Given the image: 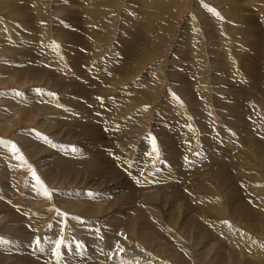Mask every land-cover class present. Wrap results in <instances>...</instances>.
<instances>
[{"label": "rangeland", "instance_id": "rangeland-1", "mask_svg": "<svg viewBox=\"0 0 264 264\" xmlns=\"http://www.w3.org/2000/svg\"><path fill=\"white\" fill-rule=\"evenodd\" d=\"M33 1H34V3H32ZM63 1L62 0H32V2H31V0L30 1L26 0V4H25V0H19V3L24 2L23 4L22 3L21 4L25 5V6H23L25 8L24 10L29 14L28 20L26 21L21 16L15 15V13H14L15 8L12 5L13 4L12 2H15V0H0V50H1L0 51V63L5 60V58H3V57L6 56V55L4 56L5 52L3 50H5V48H9L8 46L7 47H4V46H6V45L10 46L11 43L12 44L15 43L17 45L18 39L20 40V37L17 38V35H24L27 38H28V36H31L29 38V39H31L30 42L35 43V45L32 48H36L37 50H36V52L35 51L33 52L34 54L31 52H27L28 54H25V52H24V54H25L24 55L22 53V51H20L18 49L20 47V44H19L16 49H18L17 50L18 54L19 53H21V54H19L18 56L17 55L15 56V54H13L14 56L12 55V57H11V60L13 59L12 61L19 60L20 59L19 57L28 56V61H27L28 63L25 62L26 65H28L29 63L31 64L33 62L35 64H37V61L38 62L44 61V60L40 59L41 56L44 54V52H46V54L50 57V54L48 52L53 51L54 53H56L58 55V58H55V57L51 58L54 60V63H55V61H58V59H59L61 49L64 52H66V55L67 56L69 55L70 57L68 56L67 61H65V60H63V61L65 63V66H67V71L70 70L69 73H67V71H65V72L62 70L60 71L61 67H60V69H57L56 67H54V68L49 69L52 73V76H54V75L56 77L62 76L63 79H68V77H73L74 79L78 78L79 80H80V78L83 77L85 79L83 81L87 80V82H82L83 83V84H81L82 90H77V87L75 86L77 83L73 84L71 82V85H70L71 90H69V88H67V90H64V91H66V92L68 91L67 93L70 94L71 96L82 94V95H85L88 97L87 100L90 99L88 102V105L87 106H86V104L82 105L81 106L82 108L79 106V104H78V106L74 105L78 109L77 112H86L85 113L86 114L85 119L82 117V119H83L82 123L87 124L88 128L84 129L85 128L84 125H77L73 129L75 131L72 130L70 135L71 136L73 135L74 137H76L77 135H83V134L87 133V134H90L91 136H94L96 133L97 134L100 133L101 136L97 137V140H99V142L101 143V146L103 145L102 147L106 146L105 147L106 149L103 148L104 150L101 147L100 148L97 147L98 150H103V152H105V153L107 152L106 158L102 157L104 155H99L98 153H95V152H94V154H89V155H93V156H90V159L85 160L84 162H82V161L79 162V160L73 159V158H72L73 160H71V161L64 159V158H62V159H64V161L62 159L60 160L61 157H59V158L54 157L55 159L50 158L48 161H51L52 163L53 162L54 163H53V165L46 163V168L48 169L47 170L48 174L46 173V170H44L45 172L43 171V175L45 176L47 174L46 177H48V175H49L48 181L49 180L50 181L44 182V189H47V186H49L51 188H56L54 190L51 189V191L54 193V195H56V196H54L55 199L60 200V201H65V199H63V200L60 199L61 196L67 197L66 200L72 199L71 197L76 196V195H77V197H79V195L80 196L81 195L82 196H88L87 191L91 195V196H88V198H90L91 201H97L98 197H102L104 195H102L103 192L99 193V191H97L98 193L94 194V191L89 190L90 188L93 189V182L90 179L86 180V178H84L83 184L85 185V187L83 185H80L77 189L74 187H69V184L67 183L68 180L61 181L58 179L57 175L54 176V174H55L54 169H56L57 165L60 166L59 164L64 163V164H69L68 166H70V164L73 163V164H77V165H83V164L86 165L87 164L86 166H88V165L93 166V163H90V162L96 161V166H99L103 169L106 168L105 170H109L107 173L101 171L104 174L103 179L107 183L112 184V186L114 187L112 189H111L112 186L108 187V188L105 187L107 189L106 191L111 192L107 195H110V194L111 195L108 196V198L105 201H99V204L103 205L104 207H107L108 206L107 204L112 203V202H118L117 204L124 203V202L119 203V199L121 201L122 199L128 198V194H130L135 199L133 198V201H131V203L125 204L123 206V208L125 206L131 205L134 202V204H136V203L140 204V205H138V207H142V206L164 207V209H161V213L165 214L168 211V213L170 215V213H174V211L172 209L174 208L173 205L175 204L176 205L175 210H177L179 208H180V210H182L178 214L180 216L184 212L183 209H185V207L189 206L187 209V212H188V214H191V216H189V218H188V224L190 225V232L192 234L194 233V235H196L197 231H201V236L199 238L198 237L195 238L194 236H192L191 244H187L188 249H191V250L195 249L194 250L195 253L201 252L200 250L206 251V253L203 254V259L199 260V258L196 257L194 260L191 261V264H224V263L225 264H244V263H246V264H264V256L262 255L264 253V249H262V248H264V225H263V223H264V214H263L264 213V207L263 206L264 205L263 206L259 205L264 200V195H263L264 194V187H262L264 185V161H263L264 160V153L262 154V152H264V143H263L264 142V140H263V138H264V136H263L264 135V124H263L264 123V117H263L264 116V109L260 108V106L264 108V104H263L264 103V90H262L263 88L260 87V86H262V85H260V81L264 78V73L261 72V71H264V28H263L264 27V3H263L264 0H228L226 2L224 0V3H222L223 2L222 0H199L200 2H198V0H175V2H173V0H170V2H172V3H169V4H171V5H168L169 0H157V1L156 0H147V1H145V0H141V1L140 0H138V1L137 0H87L89 4L88 3L86 4L85 0H63ZM82 1L85 2L86 5H84ZM160 1H163V2L165 1V4L161 3ZM219 1H221V2H219ZM80 2H82V3H80ZM140 2H142V3H140ZM150 2L151 3L153 2L154 4L153 3L151 4ZM227 2H229V3H227ZM90 3H93V4L90 5ZM30 4H32V5H30ZM58 5H60V6L58 7ZM92 5L93 6L95 5V6L92 7ZM148 5H149V7H148ZM165 5L168 6V7L166 6L168 8V11L166 12V14H164V16H161L167 10V8H165ZM256 5H258V6H256ZM230 6H232V7H230ZM8 8H9V10H8ZM154 8H155V10H154ZM33 9L35 11H33ZM72 9H73V11H71ZM90 9L92 10L91 12H89ZM161 9H162V11L163 10H165V11L162 12ZM9 11H11V12H9ZM153 11H155V12H153ZM158 11L162 12L160 16H159L160 12H158ZM198 11H200V12H198ZM228 12L231 14H229ZM155 13H157V14L154 15ZM173 13H175V14H173ZM142 14H144V15H142ZM235 14H237V15L235 16ZM197 15L199 16V18ZM202 15H203V17H202ZM200 17L203 18L204 20L201 19ZM234 17H237V18L234 19ZM138 18L140 20H138ZM141 18L142 19L144 18V19L142 20ZM153 18H155V19H153ZM188 19H190V20H188ZM134 20H135V22H134ZM201 20H203L202 21L203 23L201 22ZM215 20H216V22H215ZM84 21L87 23H85ZM145 21H147V22H145ZM96 22H98V23H96ZM148 23L150 26L148 25ZM158 23L161 25H159ZM249 23H251V24H249ZM82 24H84V25H82ZM100 24L104 25V27L100 26ZM153 24L155 25V27ZM188 24H191L192 26L188 25ZM125 25H127V26H125ZM206 25L215 26L216 31L208 29L206 27ZM232 25H233V27H232ZM242 25H245V26H242ZM102 27H103V29H101ZM189 27H191V28H189ZM192 27H194V29ZM139 28H141V30L143 29L144 31L143 30L140 31ZM145 28H146V30H145ZM150 28H151V30H149ZM163 28H164V30H162ZM38 29H39V31H38ZM93 30H94V32H93ZM90 31H91V33L93 32L92 33L93 37L89 36V34H91ZM208 31L213 32V33H208ZM141 32H142V34H141ZM164 33H166V34H164ZM207 33L210 35H208ZM241 33H242V36H241ZM31 34H33V36ZM187 34L190 35L189 39H191V40H189V41H191L192 46H194V47H192L195 50V51L193 50V52H195L194 55H193V53L192 54H188V53L184 54L183 53V51L186 50V43L187 42L185 41V39H186ZM236 34H239V35H236ZM1 35L3 36V38L1 37ZM102 35H103V37H102ZM184 35H186V36L184 37ZM36 36L38 38H36ZM99 36H100V38H98ZM83 37L84 38L88 37V38H86L84 41ZM101 37L104 40H102ZM144 38L146 40L142 41ZM211 38H213V39H211ZM34 39H36V40H34ZM128 39H130V40H128ZM248 39H251V40L248 41ZM253 39H255V40H253ZM98 40H99V42H98ZM88 41H89V44H88ZM141 42L142 43L145 42V43H143L144 46L142 45ZM195 42H196V44H195ZM212 42H214V43H212ZM5 43H6V45H5ZM139 43L141 46L139 45ZM86 44L89 46V48ZM122 44H123V46H121ZM176 44H178V45H176ZM181 44H182V47H181ZM2 45H3V47H2ZM53 45H55L56 47H54ZM145 45L147 47L150 46V48L149 47L147 48ZM45 46L47 47L46 49H44ZM64 46H65V48H64ZM97 46H99V48ZM101 46H102V48H101ZM115 47H116V49H115ZM132 47L135 48V50L133 52V53H135L134 55L130 54L131 50L133 49ZM151 47L153 49H151ZM20 48H24V47H20ZM39 50H41V51H39ZM42 50H43V52H42ZM146 50H148V51H146ZM69 51H72V53L67 54V52H69ZM142 51H145V52H142ZM149 51H151V52H149ZM175 51H177V52H175ZM222 51L226 52V54L224 53L226 56L223 55ZM125 52H126V56H124ZM39 53H41L40 57H39ZM142 53H143V55H141ZM145 53L147 54V56ZM213 54H217L216 55L217 57L214 56ZM188 55L189 56L192 55L191 56L192 60H188V58H189ZM74 56H75V58H74ZM90 56L93 58H91ZM145 56L147 59L145 58ZM174 56H176V57H174ZM95 57H99V58H95ZM171 57H172V59L174 58L173 63L171 62L172 59L171 60L169 59ZM184 57H186V58H184ZM191 58H189V59H191ZM36 59H38V60L36 61ZM249 60L251 62H249ZM114 61H116V62H114ZM243 61L244 62L248 61V63H244ZM111 62L113 64H111ZM135 62H137V63H135ZM191 62H192V64H191ZM40 63H42V62H40ZM43 63H46V62H43ZM74 63H75V65H74ZM69 64H71V65H69ZM119 64L121 65V68H119L120 67ZM114 66H115V68H114ZM128 66H130V67H128ZM132 66H134V68L136 67L135 70ZM177 66H179L178 69H180V70L176 69ZM202 66H203V68H202ZM230 67H232V68H230ZM233 67L236 70L233 69ZM106 68H108L107 71H106ZM117 68H119V70ZM153 68L155 69V71L153 70ZM181 68L187 69L188 74L192 72L191 77H188V75H186V77L185 76L181 77V74H182ZM251 68H252V71H251ZM218 69L220 70V72ZM88 70H93L94 72L88 71ZM103 70L106 73L105 79L102 80L101 84L93 85L92 89L91 88L89 89L87 86H89V84L92 80V77L97 76L98 73L100 71H103ZM110 70H112V71H110ZM169 70H171L170 74H168ZM221 70L223 71V73ZM231 70L233 72H230ZM258 70H260V71H258ZM199 71H200V73H199ZM234 71H235V73L237 72L239 74L236 73L238 75V76H236V78L234 77V75L232 76L233 78L231 77V83H230L231 86H229L230 89H229V87H225V89H224L225 85H222L223 86L222 87L216 80H213L214 79L213 76L217 73H219L223 76V74H226V73H227V75H228V73L230 75V73H234ZM121 72H122V74H121ZM173 72H174V78H172V79L167 78L168 77L167 75L173 76ZM112 73H113V75H112ZM116 73H117V75H115ZM152 73H153V75H152ZM162 73H164L165 76ZM65 74H66V76H65ZM108 74H110L111 76H109ZM178 74H179V76H178ZM194 75L196 77H198L197 83H196V79L194 78ZM229 75H228V77H229ZM192 77H193L194 81H193ZM106 78H109V79L107 80ZM110 78H112V80ZM165 78H166V80H165ZM249 78H251L254 82L251 83V80ZM253 78H255V79H253ZM158 79H159V82H158ZM189 79H191L192 81ZM200 79L202 80L201 82H200ZM204 79H206V80L204 81ZM113 81H115L116 83L114 82L115 84H113ZM48 82L51 84L48 87L49 88L48 90L50 91V95L52 93H54L53 94V96H54L56 93L58 95V98L63 97L65 95L67 96L66 92H64V95H63V92L61 93L60 91H57L54 89V88H58V87L56 86V84H53V81L49 80ZM62 82H60V83L62 84ZM66 82H68L67 85H69L70 81L66 80ZM191 82H192V84H191ZM193 82H195V83H193ZM245 82H247L248 84ZM45 83H43V81H41V84H42L41 89H45V87H44V86H46ZM182 83H184V84H182ZM201 83H203V84H201ZM253 83H255V84H253ZM170 84L172 85V87ZM188 84H191V85L188 86ZM205 84H206V86H205ZM242 84H244L245 86ZM129 85H131V86H129ZM18 86L19 85L17 83V80L12 79V80H10V83L8 85H5V87L0 84V91L16 90L17 88H19ZM35 87H36V84H29L28 83V84L24 85L21 89L28 91L29 89H33ZM102 87L107 88V89L103 91ZM200 87H202V88H200ZM122 88H123V90H121ZM130 88H134V89H130ZM120 90H121V92H120ZM146 90H148V91L150 90L149 91L150 93ZM192 90L193 91L195 90L197 93L195 91L193 92ZM199 90H200V93L202 94L201 96L199 94ZM205 90H206V92H205ZM243 90H244V92H243ZM116 91H117V99H123L124 100L123 106L119 112L120 119H124L127 121L126 118L128 115L131 114L134 116V117L130 118L128 121L130 125L126 124L127 123L126 122L123 126L125 127V129H128V130L130 127L131 130H133V132H135L137 135V141L135 142V144L134 143L132 144L135 146L134 148L129 146V143L127 142L126 136L124 135L125 138L123 140H121L122 144L124 145V148H123L124 155L123 156H127V155L131 156L132 155L131 157H133L135 159V163L140 164L142 167L139 171H137V169H136V171L130 170L131 165H126L125 163H123V164L128 169L121 166V164H120L121 160H119L116 157V154H114L115 148L117 146L116 141L107 134L104 127L99 125V127L97 129V127L95 125L97 122L98 116H100L99 114H97L100 111L99 109H102V108L104 109L106 107L104 110H110V104L112 101V96H113V94H116ZM133 91H135V92H133ZM142 91H143V93H142ZM151 91H152V93H151ZM155 91L157 92L158 95L156 94ZM223 91H224V93H223ZM18 92L24 93V91H21V90ZM123 93H125V94H123ZM179 93H180V95H179ZM218 93L221 96H219ZM198 94H199V96H198ZM95 95H97V96H95ZM215 95H218V96L215 97ZM90 96H91V98H90ZM100 96H103L102 102H101V100H99ZM173 96H174V98H172ZM96 97H98V98H96ZM106 97L109 99H107ZM224 97L228 98V99H225ZM171 98H172V100H171ZM210 98L213 100L211 101ZM261 99H262V101H261ZM106 100H107V102H106ZM173 100L178 102V103L180 102L181 105H180V103L176 104V102L172 103ZM235 100H237V101H235ZM244 100H245V103H244ZM133 101H134V103H133ZM206 101L208 102V104ZM217 101H218V103H216ZM251 101H252V104H251ZM92 102H94V103H92ZM120 102H121V100H120ZM187 102H189L191 104H189ZM212 103H214V104H212ZM258 103H260L261 105H259ZM104 104H105V106H104ZM233 104H235L237 107L233 106ZM49 105L53 107L52 103H49ZM188 105L191 107H188ZM204 106H206V107H204ZM242 106H244L246 109L242 108ZM181 108H184L183 109L184 111L187 110L186 113L189 112L188 114H184L182 116V120L180 118V120L182 122H180V120L178 119V117L180 115L179 112L180 113L184 112V111L183 112L181 111L182 110ZM251 108H253V110ZM174 109H175L176 113L174 112ZM239 109H241V110H239ZM247 109H251L252 111L247 110ZM254 109H257V111ZM89 111H90V113H89ZM224 111H225V113H224ZM93 112H95L94 113L95 115L93 114ZM201 112L202 113L204 112V114H202ZM137 113H138V115H137ZM170 113L171 114L173 113V115H170ZM261 113H263V114H261ZM37 114H38V116H37L36 120L32 119L30 122L26 121L25 118H23V116H22V119H21V117L16 118L15 119L16 122L13 121L14 125H13L12 129L10 130L9 134L8 133L6 134V132L0 130V135H2L3 137H6V138H10L11 140H14V141H16V143H18L19 141L16 139V133L17 132L24 131L25 129H26L25 132L27 130H28L27 132L41 131L43 126L40 127L39 124L40 123L43 124V122L49 123L52 120H50L48 116L45 119V115L41 112H38ZM206 114H208V115H206ZM193 115H195V116L197 115V116L195 117ZM87 116H89V117H87ZM208 116L210 118H207ZM224 116H226V117H224ZM257 117L260 118V120H258ZM88 118H90V119H88ZM92 118L93 119L95 118V119L93 120ZM205 118H206V120H205ZM207 119L213 123L212 124L210 122L208 123ZM138 121L141 122V124L137 123ZM260 121H261V123H260ZM13 123H11V125ZM37 123H38V125H37ZM213 124H216V125L213 126ZM36 125L39 128H37ZM89 125H90V127H89ZM261 125H263V126H261ZM188 127H189V129H188ZM249 127H251V128H249ZM146 128H148V129H146ZM65 129H66V127H65ZM90 129H92V130H90ZM77 130H79V131H77ZM184 130H185V132H184ZM215 130H217V131H215ZM233 131H234V133H232ZM186 132H187V135L185 134ZM216 132H218V133H216ZM124 133H125V131H124ZM227 133H228L229 137L231 136L230 137L231 145L229 147H224V144L222 142V134L224 136V134H227ZM233 134H234V137H233ZM243 134H244V136H243ZM183 135H185V136H183ZM246 135H248V136H246ZM181 136L183 139H181ZM177 137H178V140H177ZM48 139L51 140V142L54 140L53 138H50V136H48ZM93 139L94 138H86L87 141L86 140L85 141L87 143H90L91 145H93V143H94V145H97V143L95 142V140L93 141ZM60 140L61 139L58 138V139H56V142L57 141L59 142ZM179 140H181V141L179 142ZM174 141H175V143H174ZM189 144H191V145H189ZM250 145H251V147H250ZM260 145H263V146H260ZM128 146H129V148H127ZM107 148H108V151H107ZM21 149L23 150V148H21ZM245 149H246V151H245ZM250 149H251V151H250ZM216 150H217V152H216ZM253 150H255V151H253ZM81 151H84V147L78 146V155H80ZM184 151H185V153H184ZM210 151L214 155H212L210 153ZM235 152H237V153H235ZM26 153L28 154V152H26ZM227 153H229V154H227ZM82 154H84V152H82ZM125 154H127V155H125ZM240 154H241V156H240ZM199 156H200V158H199ZM212 156L214 157V159H212L213 158ZM189 159H191L190 165H189V162L187 163V161H189ZM195 160H197L198 164L196 163ZM203 160H204V162H203ZM229 160H232V162ZM60 161H62V162H60ZM241 161H242V163H241ZM193 162H194V164H193ZM250 162H252L251 163L252 165L249 164ZM109 163H111V164H109ZM185 163L188 165H186ZM205 163H207V165ZM38 165H40V163H38ZM244 165H245V167H244ZM54 166H55V168H54ZM217 166H218V168H217ZM254 166H256V167H254ZM51 167L54 169H52ZM31 168H32V166L29 167V171L32 170ZM176 168H177V170H176ZM213 168H214V171H213ZM255 168H257V169H255ZM260 168L263 170H261ZM60 169H64V167H61ZM146 169L150 172L149 177H150V179L153 180V182H154L153 184H155L152 186L153 188L152 187L146 188L147 185L145 186V184H143L144 182L137 183L138 182L137 175L138 176L140 174L143 175L144 173L147 172ZM171 169H173V170H171ZM194 170H196V171H194ZM250 170H252V172ZM257 171H258V173H257ZM131 172H133V173H131ZM162 172H163V174H162ZM211 172H214L215 175L213 174V176H212ZM245 172H247V173H245ZM52 173H53V175H52ZM217 173H218V175H217ZM236 174H238V176ZM166 175H168V176H166ZM234 176H235V178H234ZM144 177H145V174H144ZM212 177H215V178H212ZM221 177L225 181H223V179H221ZM236 178H237V180H236ZM133 179H135V180H133ZM26 180H27V178H26ZM26 180H25V182H26ZM52 180H53V184H52ZM85 180H86V182H85ZM129 180H130V182H129ZM215 180L217 181V183ZM200 181H201V183H200ZM241 181H242V183H241ZM124 182H126V183H124ZM205 182H207V183H205ZM48 183H50L52 186ZM56 183H58V184H56ZM247 183H249L250 186H248ZM199 184H201V185H199ZM217 184H219L220 187ZM221 184H223V185H221ZM143 185H144V187H143ZM253 185H255V186L258 185L259 188H257L258 186H256V188H255V186H253ZM228 186L229 187L231 186V187L229 188ZM222 187H223V189H222ZM260 187H261V189H260ZM183 188H187L188 190L183 189ZM253 188H254V190H253ZM167 190H169V191H167ZM260 190H262V191L260 192ZM44 191H46V190H44ZM69 191H74V193L73 192L69 193ZM220 191L221 192L223 191V192L221 193ZM243 191H245L247 194L245 192H244L245 193L244 194ZM19 192L25 193L24 197H26V194H27L26 187H24V189L20 188ZM151 192H153V193H151ZM216 192H218V193H216ZM254 192H255V194H254ZM123 193H126V194H123ZM188 193H191V197H189ZM226 193H227V195H226ZM103 194H105V193H103ZM118 194L120 195V197ZM169 194H170V196H168ZM250 194L252 196H249ZM231 195H233V196H231ZM239 195H240V197H239ZM260 195H261V197H260ZM68 196H69V198H68ZM162 197H163V199H162ZM256 197H257V199H255ZM155 199H158V200L154 201ZM188 199L192 200V201H189ZM258 201H260V202L258 203ZM166 202H169L170 204L166 203ZM189 202H191V203H189ZM197 202H198L199 206H197ZM200 202H201V204H200ZM248 202H250V203L248 204ZM103 203H105V204H103ZM256 203L258 204L259 207L257 206ZM134 204H132V206H134ZM225 204H227V205L225 206ZM200 205H202L201 208H200ZM136 206L137 205H135V207ZM255 206H256V208H254ZM165 207H167L169 209H167V211H166ZM237 207H238V209H237ZM126 208L128 209L130 207H126ZM126 208H124V210H121V208H120V209H118L119 211L117 209H115L117 211V212H115V215H119V217L122 218L123 217L122 214L124 215L127 212ZM218 209L221 211L219 212ZM261 209L263 212H261ZM196 210H197V214H195ZM57 211L58 212L54 213V216L49 215L47 217V219L45 220L46 223L44 222L43 224H41V227L43 226L44 231L48 230V232L49 231L52 232V233H49V235H48V233L41 231V229L37 233L33 232L34 228L32 226L29 227V225H31V221L28 222V220H25V222H23V224H24V226H27V227H25V229L27 228L26 230H27L28 234L30 235L29 236L27 234V236H25L27 238V242H31V240L33 239V238H31L32 235L34 236L35 242L30 245L29 249H21L20 251H18L17 248L15 251V249L13 247H11V250H8L4 247H0V263L2 262L1 264H3V263L7 264L9 261V263L11 264L12 262H17V261L19 262L20 260H24V261L26 260L25 262H27L29 264H36L38 262H39L38 264H51V262L60 261L59 257L61 258V254H63V253L65 255L64 264H88V263L89 264H117L116 261H120L119 259H123V258L127 259V258L131 257L132 255H139L138 257L135 256L136 258L134 257L135 258L134 261L136 262V260H137V264L138 263L144 264V262H149V261H150V264H152V263L153 264H161V262H163V261H165V262H163L162 264H175L176 261L178 260V257L175 256L174 254L169 255L168 253H166V250L163 248L165 246L161 245L158 242V239L156 240L155 238H151L150 241L148 240V242H146L142 238L146 234H142V232L140 231V228L137 231L135 230L134 234H136V235L134 236V238H132V241H130L128 235L133 234V232L131 231L128 234L125 231L124 222H121V224L119 223V226L117 225L113 228H110V226L112 224V220L109 217H105V218L98 217L97 218V216L91 217L88 213H82V214H80V216L77 215L78 217H75L73 219H69V217H67V216L71 215L70 213L68 214L67 212H62L61 210H59V206L57 207ZM198 211L203 213V214H201L202 218L200 217V215H198ZM222 211H223V213H222ZM229 211H230V213H229ZM238 211H240V212H238ZM59 212L62 213V216L56 217L57 213H59ZM123 212H125V213H123ZM189 212H191V213H189ZM260 212L263 214V216L260 215L261 214ZM168 213H167V215H168ZM219 213H220V215H219ZM241 213H243V214H241ZM32 214L28 213V215H32ZM188 214H186V217L188 216ZM215 214H216V216H215ZM229 214H231V215H229ZM236 214L240 215L241 218L238 215H237L238 216L237 217ZM129 215L133 216L134 211H130ZM160 215L161 214L157 215L158 218L160 217ZM167 215H166L167 218L164 217V221H166L165 223L169 225L170 224V218L168 217L169 215L168 216ZM210 215H213L214 217H211ZM82 216H84V217H82ZM245 216H247V218ZM250 216H254V218L251 217L252 218L251 219ZM65 217L68 219H65ZM89 217H91V218H89ZM249 218H250V220H249ZM76 219H78L79 222ZM129 219L130 218H128V221H129ZM202 219L204 220V223L206 222L205 227L207 228V229L204 228L203 232H202V229H203ZM257 219H260V220H257ZM56 220H58V221H56ZM244 220H246V221H244ZM251 220L253 222L255 221L254 222L255 224ZM74 221H76V222H74ZM105 221H108V222H105ZM195 221L197 222V224ZM217 221H218V223L219 222L221 224L223 223V227L225 226L224 228L226 230L228 229V231H229L231 229L230 232L232 234L234 233L233 235L236 234L235 236L238 237L240 240L237 239V242H233V244H232V241H231L232 239L229 236H225L226 234L223 231H221L217 228L216 229L221 231V232L216 231L215 226H213L212 223L215 224V222H217ZM247 221L249 222L248 224H247ZM257 221H258V223H257ZM47 222H48V224H47ZM72 222H74V223H72ZM259 223H261V225ZM19 224H20V222H18V220H15V222L13 221V222L7 224L6 228L9 232L8 233L0 232V240L5 239V237L8 236L13 230H16V228L19 227ZM209 224H211V225H209ZM224 224H227V225H224ZM256 224H258V225H256ZM85 225H87V226L85 227ZM88 225H90L91 231H93L92 229H94V227L96 228V225H97V228L95 229V231L97 230L98 232L96 235H94V236L92 235V238L90 235H88L87 231H85L88 229L87 228ZM248 225H249V227H248ZM254 225H256V226H254ZM100 226H102V227H100ZM208 227L210 228L209 230H208ZM177 228H179V229H177L178 235L179 234L181 235V233L183 232L182 234H186L188 237H190V232H188L187 230L182 229V228L180 229V227H178V225H177ZM57 229H58V232H57ZM254 229L256 230V232ZM257 231H259V232H257ZM85 232H86V236L84 235ZM42 235H43V237H40ZM52 236H55L54 239ZM221 236L224 240L221 238ZM223 236H225V237H223ZM28 237H29V239H28ZM160 237L161 236H159L158 238H160ZM48 238H49V240H48ZM42 239H46L45 246L43 244L42 248H41V251H44V253H46L45 252L46 249H48L50 246H52V244H55V245H53L54 249L52 248L53 252L51 255H50V253H46L43 255V253L39 252L40 240H42ZM136 239L139 242L135 241ZM163 239H165V237ZM55 240H57L56 243H55ZM98 240L100 242L109 243V250L111 249L109 253H106L105 255H103L104 252L103 253L100 252L99 247L97 246L99 243ZM159 240L162 241V239H159ZM256 240H257V242H256ZM238 241L240 243L242 241L243 242H242V244H240ZM245 242L246 243L249 242V244L248 243L246 244ZM238 243H239V245H238ZM168 244H170L169 246L171 247V241L168 238H166V245H168ZM25 245H29V244H25ZM256 245L257 246L259 245V246L257 247ZM173 246H175L177 250H180L183 253L184 249L181 247L180 244H177V241H175L173 243ZM238 246L239 247L241 246L242 248L240 247V249H239ZM243 246H245V247H243ZM254 246L258 249L256 250V248ZM197 247L199 248L198 251H197V249H198ZM236 248H238L239 250ZM12 249H14L13 250L14 252L12 251ZM241 249H242V251H241ZM149 250H150V252H149ZM234 250H236V252ZM255 250H256V252H255ZM123 252H124V254H123ZM154 254H155V257H154ZM230 254H234V255L236 254V255L231 257ZM17 256H19L20 258ZM173 256H175L176 258L174 259ZM145 257L147 260L145 259ZM114 258L115 259L119 258V259L115 260ZM252 258H253V260H252ZM215 259H217V260H215ZM229 260H231V261H229ZM240 260L242 262H240ZM173 261H175V262H173ZM166 262H168V263H166Z\"/></svg>", "mask_w": 264, "mask_h": 264}, {"label": "bare ground", "instance_id": "bare-ground-1", "mask_svg": "<svg viewBox=\"0 0 264 264\" xmlns=\"http://www.w3.org/2000/svg\"><path fill=\"white\" fill-rule=\"evenodd\" d=\"M27 1H30V0H27ZM63 1V0H62ZM138 1V0H137ZM141 1V0H140ZM145 1H147V0H145ZM157 1V0H156ZM223 2L222 3H224V0H222ZM226 1H228V0H225V2ZM6 2V1H5ZM31 2H32V0H31ZM60 2V1H59ZM64 2V1H63ZM83 2V1H82ZM82 2H80V3H82ZM85 2H86V4L88 3V1L87 0H85ZM85 2H83V4L84 5H86L85 4ZM161 3H164L165 4V1L163 2V1H160ZM173 2H175V0H173ZM198 2H200L199 0H198ZM219 2H221V1H219ZM262 2V1H261ZM13 4V7L15 8V11H14V13H15V15H19V16H21L24 20H28V16H29V14L24 10L25 8L23 7V6H25V5H22L21 3H19V0H15V2H12ZM32 3H34V1L32 2ZM62 3V2H61ZM113 3V2H112ZM140 3H142V2H140ZM145 3V2H144ZM151 3V2H150ZM153 3V2H152ZM151 3V4H152ZM169 3H172V2H170V0H169V2H168V5H171V4H169ZM227 3H229V2H227ZM264 3V2H263ZM25 4H26V0H25ZM58 4V3H57ZM89 4V3H88ZM91 4H93V3H90V5ZM95 4V3H94ZM154 4V3H153ZM167 4V3H166ZM202 4V3H201ZM29 5V4H28ZM30 5H32V4H30ZM34 5V4H33ZM96 5V4H95ZM94 5V6H95ZM60 5H58V7H59ZM63 6V5H62ZM61 6V7H62ZM93 5H92V7H94ZM167 5H165V8H167L166 7ZM229 6V5H228ZM256 6H258V5H256ZM32 7V6H31ZM65 7V6H64ZM80 7V6H79ZM138 7V6H137ZM148 7H149V5H148ZM152 7V6H151ZM154 7V6H153ZM230 7H232V6H230ZM13 8V9H14ZM69 8V7H68ZM71 8V7H70ZM164 8V9H165ZM35 9V8H34ZM33 9V11H35ZM40 9V8H39ZM85 9V8H84ZM88 9V8H87ZM94 9V8H93ZM226 9V8H225ZM8 10H9V8H8ZM29 10V9H28ZM59 10V9H58ZM82 10V9H81ZM144 10V9H143ZM154 10H155V8H154ZM166 10V9H165ZM165 10H163V11H165ZM172 10V9H171ZM235 10V9H234ZM237 10V9H236ZM71 11H73V9L71 10ZM75 11V10H74ZM89 11V10H88ZM92 10L90 9V11L89 12H91ZM161 11H162V9H161ZM161 11H158V12H160L159 13V16L161 15V13L163 12H161ZM168 11V8H167V10L165 11V13H163V15H161V16H164V14H166V12ZM215 11V10H214ZM224 11V10H223ZM9 12H11V11H9ZM30 12V11H29ZM40 12V11H39ZM58 12V11H57ZM136 12V11H135ZM143 12V11H142ZM146 12V11H145ZM153 12H155V11H153ZM157 12V11H156ZM170 12V11H169ZM193 12V11H192ZM197 12V11H196ZM198 12H200V11H198ZM226 12V11H225ZM139 13V12H138ZM141 13V12H140ZM229 13V12H228ZM13 14V13H12ZM157 13H155L154 15H156ZM173 14H175V13H173ZM224 14V13H223ZM226 14V13H225ZM229 14H231V13H229ZM139 15V14H138ZM142 15H144V14H142ZM196 15V14H195ZM227 15V14H226ZM237 14H235V16H236ZM31 16V15H30ZM147 16V15H146ZM198 16V15H197ZM234 16V15H233ZM232 16V17H233ZM32 17V16H31ZM132 17V16H131ZM142 17V16H141ZM202 17H203V15H202ZM67 18V17H66ZM150 18V17H149ZM198 18H199V16H198ZM201 18V17H200ZM208 18V17H207ZM235 18H237V17H234V19ZM142 19V18H141ZM144 19V18H143ZM142 19V20H143ZM147 19V18H146ZM153 19H155V18H153ZM160 19V18H159ZM170 19V18H169ZM201 19H203V18H201ZM262 19V18H261ZM83 20V19H82ZM136 20V19H135ZM135 20H134V22H135ZM138 20H140L139 18H138ZM188 20H190V19H188ZM204 20V19H203ZM203 20H201V22L203 21ZM207 20V19H206ZM237 20V19H236ZM258 20V19H257ZM30 21V20H29ZM101 21V20H100ZM150 21V20H149ZM148 21V22H149ZM162 21V20H161ZM32 22V21H31ZM85 22V21H84ZM143 22V21H142ZM145 22H147V21H145ZM155 22V21H154ZM214 22V21H213ZM215 22H216V20H215ZM240 22V21H239ZM242 22V21H241ZM85 23H87V22H85ZM84 23V24H85ZM96 23H98V22H96ZM107 23V22H106ZM160 23V22H159ZM158 23V24H159ZM203 23V22H202ZM219 23V22H218ZM84 24H82V25H84ZM104 24V23H103ZM131 24V23H130ZM152 24V23H151ZM157 24V23H156ZM206 24V23H205ZM249 24H251V23H249ZM97 25V24H96ZM105 25V24H104ZM104 25H101L100 24V26H103L104 27ZM148 25H149V23H148ZM147 25V26H148ZM154 25V24H153ZM152 25V26H153ZM159 25H161V24H159ZM188 25H191V24H188ZM187 25V26H188ZM211 25V24H210ZM234 25V24H233ZM233 25H232V27H233ZM25 26V25H24ZM125 26H127V25H125ZM138 26V25H137ZM140 26V25H139ZM150 26V25H149ZM148 26V27H149ZM192 26V25H191ZM239 26V25H238ZM242 26H245V25H242ZM17 27V26H16ZM103 27L101 28V29H103ZM142 27V26H141ZM154 27H155V25H154ZM162 27V26H161ZM203 27V26H202ZM206 27L208 28V29H210V30H214V31H216V29H215V26H208V25H206ZM235 27V26H234ZM99 28V27H98ZM123 28V27H122ZM157 28V27H156ZM189 28H191V27H189ZM193 29H194V27H192ZM217 28V27H216ZM264 28V27H263ZM70 29V28H69ZM100 29V28H99ZM124 29V28H123ZM132 29V28H131ZM130 29V30H131ZM140 29V31H142L141 30V28H139ZM158 29V28H157ZM192 29V30H193ZM241 29V28H240ZM2 30V29H1ZM37 30V29H36ZM107 30V29H106ZM145 30H146V28H145ZM149 30H151V28L149 29ZM162 30H164V28L162 29ZM5 31V30H4ZM28 31V30H27ZM38 31H39V29H38ZM75 31V30H74ZM132 31V30H131ZM134 31V30H133ZM144 31V30H143ZM154 31V30H153ZM152 31V32H153ZM219 31V30H218ZM232 31V30H231ZM3 32V31H2ZM29 32V31H28ZM37 32V31H36ZM93 32H94V30H93ZM92 32V33H93ZM151 32V33H152ZM195 32V31H194ZM200 32V31H199ZM260 32V31H259ZM90 33H91V31H90ZM92 33L91 34H89V36H92ZM144 33V32H143ZM146 33V32H145ZM150 33V32H149ZM167 33V32H166ZM166 33H164V34H166ZM208 33H213V32H209L208 31ZM207 33V34H208ZM233 33V32H232ZM243 33V32H242ZM242 33H241V36H242ZM23 34V33H22ZM35 34V33H34ZM38 34V33H37ZM121 34V33H120ZM141 34H142V32H141ZM148 34V33H147ZM154 34V33H153ZM163 34V33H162ZM245 34V33H244ZM32 36H33V34H31ZM36 35V34H35ZM123 35V34H122ZM201 35V34H200ZM208 35H210V34H208ZM236 35H239V34H236ZM5 36V35H4ZM73 36V35H72ZM106 36V35H105ZM108 36V35H107ZM146 36V35H145ZM148 36V35H147ZM186 35H184V37H185ZM189 34H187V36H186V39H185V41L187 42L186 43V50L185 51H183V53L184 54H186V53H188V54H192L193 53V55L195 54V52H193V48L192 47H194V46H192V42L191 41H189V40H191V39H189ZM240 36V37H241ZM1 37L3 38V36L1 35ZM18 37H20V40L18 39V41H17V45L14 43V44H10V46L9 45H6V43H5V45L6 46H4V47H9V48H5V50H3L4 52V56L5 57H3V58H5V60L4 61H2L1 63H0V84L2 85V86H4L5 87V85H8L9 83H10V80H12V79H15V80H17V83H18V87L19 88H17L16 90H12V91H8V90H3V91H0V130H2V131H4V132H6V134L8 133L9 134V132H10V130L12 129V127H13V125H14V123H13V121H15L16 122V118H18V117H21V119H22V116H23V118H25V120L26 121H28V122H30L32 119H35L36 120V118H37V116H38V112H41V113H43L44 115H45V119H46V117L48 116L49 117V119L50 120H52V121H50L49 123H44L43 122V124H39L40 125V127L41 126H43V128H42V132L41 131H38V132H25V130L24 131H19V132H17L16 133V139L19 141H17L18 143H16V141H14V140H11L10 138H6V137H3L2 135H0V232H3V233H8L9 231L7 230V228H6V225L7 224H9V223H11V222H15V220H18V222H20V224H19V227L18 228H16V230H13L8 236H6L5 237V239H1L0 240V247H4V248H6V249H8V250H11V247H13L14 249H15V251H16V248L18 249V251H20L21 249H29L30 248V245L32 244V243H34L35 242V240H34V236L32 235V237L31 238H33L32 240H31V242H27V238L25 237V236H27V234H28V232H27V228L25 229V227H27V226H24V224H23V222H25V220H28V222L29 221H31V225H29V227L30 226H32L33 228H34V230H33V232H35V233H37L38 231H40V229H41V231H44L43 230V226L41 227V224H43L44 222H45V220L47 219V217L49 216V215H51V216H54V213H56V212H58L57 211V207L59 206V210H61L62 212H67L68 214L70 213L71 215H69V216H67V217H69V219H73V218H75V217H78L77 215H79L80 216V214H82V213H88L91 217H95V216H97V218L98 217H100V218H105V217H109L111 220H112V224H111V226H110V228H113V227H115V226H119V223L121 224V222H124V224H125V231L129 234V232H133V234H129L128 236H129V239H130V241H132V238H134V236L136 235V234H134V232H135V230L137 231L139 228H140V231L142 232V234H146V235H142L143 237V239L146 241V242H148V240L150 241V239L151 238H155L156 240L158 239V242L161 244V245H164L165 247H163L165 250H166V253H168L169 255L170 254H174L175 256H177L178 257V260L176 261V263L175 264H191V261L192 260H194L196 257L197 258H199V260L200 259H203V254L204 253H206V251H202V250H200L201 252H197V253H195V249L194 250H191V249H188V246H187V244H191V238H192V236H194L195 238H199L200 236H201V231H197L196 232V235H194V233L192 234L191 232H190V225L188 224V218H189V216H191V214H188V212H187V209H188V207H185V209H183L184 210V212L179 216L178 214H179V212H181L182 210H180V208L179 209H177V210H175L176 208V205L174 204L173 206H174V208L172 209L173 211H174V213H170V215H169V213H168V211H167V209H169V208H167V207H165L166 208V211H167V213H168V215H167V213H161V209H164V207H159V206H156V207H147V206H142V207H138V205H140V204H134V202L132 203V204H134V206H132V204L131 205H128V206H125L124 208H126V207H130V208H126L127 210V212L125 213V212H123V213H125L124 215L122 214V218H120L119 217V215H115V212H117L115 209H120L121 208V210H124V208H123V206L125 205V204H128V203H131V201H133V198L134 197H132L130 194H128V198H126V199H122L121 201H120V199H119V203L120 202H124V203H121V204H117L118 202H112V203H108L107 205V207H104L103 205H101V204H99V201H105L107 198H108V196H110V195H107V194H109V193H111V192H108V191H106L107 189L105 188V187H111L112 186V184H109V183H107L106 181H104V179H103V176H104V174H103V172H108L109 170H105V169H103V168H101V167H99V166H96V161H91L90 163H93V166H86V165H77V164H73V163H71L70 164V166H68L69 164H64V163H62V164H59L60 166H58L57 165V167H56V169H54L55 168V166H54V168H52V169H54V176H58V179L59 180H61V181H66V180H68V184H69V187H74V188H77L78 189V187L80 186V185H83L84 187H85V185L83 184L84 183V178H86V180L87 179H90L92 182H93V189H89L90 191H94V194H96V193H98L97 191H99V193L100 192H103V193H105V194H103L102 193V195H104V196H102V197H98V199H97V201H91V199L90 198H88V196H91L90 194H89V192L87 191V193H88V196H80L79 195V197H77V195L76 196H73V197H71L72 199H69V200H66L67 199V197H65V196H61V198L60 199H65V201H60V200H56L55 199V197L54 196H56V195H54V193L51 191V189L52 190H54V189H56V188H51V187H49V186H47V189H44V182L45 181H48V177H49V175H48V177H46V175L48 174V172H47V168H46V163L47 164H50V165H53V163L51 162V161H48L50 158H54V157H61L60 158V160L62 159V158H64V159H67V160H73V159H77V160H79V162L80 161H82V162H84L85 160H88V159H90V156H93V155H89V154H94V152L95 153H98L99 155H104V156H102L103 158H106V153L105 152H103V150L104 149H106L105 147H102L101 146V143L99 142V140H97V137H100L101 136V134L100 133H96L94 136H91L90 134H83V135H77L76 137H74L73 135L71 136L70 134H71V131L77 126V125H84L85 126V128L84 129H87L88 128V125L87 124H85V123H82V117L85 119V113L86 112H77V108L75 107V106H78V104H79V106L81 107L82 105H85L86 104V106L88 105V102H89V100H87V96H85V95H82V94H80V95H70V94H68L66 91H64V90H67V88H69V90H71V82L74 84V83H77L75 86L77 87V90H82L81 89V84H83L82 82H87V80L86 81H83V80H85L83 77L82 78H80V80L78 79V78H76V79H74L73 77H68V79H63L62 78V76H59V77H56L55 75L54 76H52V73H51V71L49 70L50 68H54V67H56L57 69H60V67H61V69H60V71L62 70V71H67V66H65V63H64V61L63 60H65V61H67V59H68V56L66 55V52H64L62 49H61V52H60V55H59V59H58V61H55V63H54V60L53 59H51V58H53V57H55V58H58V55L56 54V53H54L53 51H49L48 53L50 54V57L46 54V52H44V54L41 56V58L40 59H42V60H44V61H37L38 59H36V61H37V64H35L34 62L33 63H29L28 65H26L25 64V62H27L28 61V56H24V57H19L20 59L19 60H15V61H12L11 60V57H12V55L13 54H15V56L17 55H19V54H21V53H19L18 54V49L20 50V51H22V53L24 54V52H25V54H28L27 52H31V53H33L34 51L36 52V48H32L34 45H35V43H33V42H30L31 41V39H29L31 36H28V38L27 37H25L24 35H17V38ZM93 37V36H92ZM91 37V38H92ZM95 37V36H94ZM102 37H103V35H102ZM101 37V38H102ZM109 37V36H108ZM156 37V36H155ZM163 37V36H162ZM7 38V37H6ZM11 38V37H10ZM34 38V37H33ZM36 38H38L37 36H36ZM84 38V37H83ZM86 38H88V37H86ZM86 38H84V41H85V39ZM98 38H100V36L98 37ZM97 38V39H98ZM124 38V37H123ZM153 38V37H152ZM210 38V37H209ZM59 39V38H58ZM120 39V38H119ZM148 39V38H147ZM211 39H213V38H211ZM261 39V38H260ZM34 40H36V39H34ZM56 40V39H55ZM88 40V39H87ZM86 40V41H87ZM96 40V39H95ZM102 40H104L103 38H102ZM107 40V39H106ZM128 40H130V39H128ZM146 39L144 38L142 41H145ZM215 40V39H214ZM249 40H251V39H248V41ZM253 40H255V39H253ZM258 40V39H257ZM58 41V40H57ZM90 41V40H89ZM89 41H88V44H89ZM120 41V40H119ZM153 41V40H152ZM213 41V40H212ZM242 41V40H241ZM244 41V40H243ZM263 41V40H262ZM98 42H99V40H98ZM103 42V41H102ZM109 42V41H108ZM111 42V41H110ZM128 42V41H127ZM126 42V43H127ZM156 42V41H155ZM177 42V41H176ZM238 42V41H237ZM240 42V41H239ZM253 42V41H252ZM60 43V42H59ZM68 43V42H67ZM95 43V42H94ZM101 43V42H100ZM119 43V42H118ZM142 43V42H141ZM143 43H145V42H143ZM143 43H142V45H143ZM180 43V42H179ZM212 43H214V42H212ZM263 43V42H262ZM20 44V47H24V48H18V49H16L17 48V46ZM133 44V43H132ZM137 44V43H136ZM156 44V43H155ZM159 44V43H158ZM195 44H196V42H195ZM71 45V44H70ZM73 45V44H72ZM87 45V44H86ZM102 45V44H101ZM104 45V44H103ZM116 45V44H115ZM139 45H140V43H139ZM176 45H178V44H176ZM184 45V44H183ZM199 45V44H198ZM225 45V44H224ZM39 46V45H38ZM54 47H56L55 45H53ZM88 46V45H87ZM121 46H123V44L121 45ZM141 46V45H140ZM144 46V45H143ZM146 46V45H145ZM161 46V45H160ZM2 47H3V45H2ZM40 47V46H39ZM62 47V46H61ZM71 47V46H70ZM81 47V46H80ZM98 48H99V46H97ZM147 47V46H146ZM149 48H150V46H148ZM147 47V48H148ZM176 47V46H175ZM181 47H182V44H181ZM218 47V46H217ZM255 47V46H254ZM47 47L45 46L44 47V49H46ZM64 48H65V46H64ZM88 48H89V46H88ZM101 48H102V46H101ZM100 48V49H101ZM118 48V47H117ZM121 48V47H120ZM130 48V47H129ZM133 48V47H132ZM142 48V47H141ZM177 48V47H176ZM42 49V48H41ZM115 49H116V47H115ZM125 49V48H124ZM144 49V48H143ZM151 49H153L152 47H151ZM155 49V48H154ZM180 49V48H179ZM197 49V48H196ZM226 49V48H225ZM250 49V48H249ZM253 49V48H252ZM127 50V49H126ZM134 50H135V48H133L132 50H131V53L130 54H132V55H134L135 53H133L134 52ZM149 50V49H148ZM148 50H146V51H148ZM239 50V49H238ZM241 50V49H240ZM1 51V50H0ZM39 51H41V50H39ZM124 51V50H123ZM182 51V50H181ZM195 51V50H194ZM252 51V50H251ZM256 51V50H255ZM42 52H43V50H42ZM89 52V51H88ZM98 52V51H97ZM110 52V51H109ZM136 52V51H135ZM142 52H145V51H142ZM149 52H151V51H149ZM175 52H177V51H175ZM223 52V55H225L226 54V52H224V51H222ZM243 52V51H242ZM245 52V51H244ZM68 53H72V51H69V52H67V54ZM182 53V54H183ZM225 53V54H224ZM24 54V55H25ZM34 54V53H33ZM32 54V55H33ZM40 54L41 53H39V57H40ZM78 54V53H77ZM98 54V53H97ZM146 54V53H145ZM31 55V54H30ZM37 55V54H36ZM140 55V54H139ZM141 55H143V53L141 54ZM140 55V56H141ZM214 56H216L217 54H213ZM222 55V56H223ZM253 55V54H252ZM14 56V55H13ZM89 56V55H88ZM124 56H126V52H125V54H124ZM146 56H147V54H146ZM146 56H145V58H146ZM183 56V55H182ZM189 56V55H188ZM192 56V55H191ZM191 56H189V58H191ZM206 56V55H205ZM226 56V55H225ZM251 56V55H250ZM70 57V56H69ZM84 57V56H83ZM91 57V56H90ZM106 57V56H105ZM136 57V56H135ZM139 57V56H138ZM174 57H176V56H174ZM195 57V56H194ZM217 57V56H216ZM219 57V56H218ZM74 58H75V56H74ZM91 58H93V57H91ZM95 58H99V57H95ZM116 58V57H115ZM130 58V57H129ZM184 58H186V57H184ZM188 58V57H187ZM188 58V60H192V58L191 59H189ZM197 58V57H196ZM209 58V57H208ZM226 58V57H225ZM88 59V58H87ZM122 59V58H121ZM136 59V58H135ZM141 59V58H140ZM147 59V58H146ZM170 60L172 59V57L171 58H169ZM100 60V59H99ZM102 60V59H101ZM104 60V59H103ZM110 60V59H109ZM115 60V59H114ZM129 60V59H128ZM169 60V61H170ZM173 60H174V58L172 59V63H173ZM234 60V59H233ZM85 61V60H84ZM97 61V60H96ZM111 61V60H110ZM135 61V60H134ZM140 61V60H139ZM145 61V60H144ZM168 61V62H169ZM186 61V60H185ZM219 61V60H218ZM230 61V60H229ZM228 61V62H229ZM258 61V60H257ZM40 62H42V63H40ZM43 62H46V63H43ZM71 62V61H70ZM114 62H116V61H114ZM119 62V61H118ZM141 62V61H140ZM188 62V61H187ZM214 62V61H213ZM221 62V61H220ZM244 62V61H243ZM249 62H251L250 60H249ZM259 62V61H258ZM28 63V62H27ZM91 63V62H90ZM95 63V62H94ZM93 63V64H94ZM130 63V62H129ZM135 63H137V62H135ZM142 63V62H141ZM171 63V64H172ZM186 63V62H185ZM224 63V62H223ZM231 63V62H230ZM244 63H248V61L247 62H244ZM42 64V65H41ZM73 64V63H72ZM77 64V63H76ZM111 64H113L112 62H111ZM122 64V63H121ZM182 64V63H181ZM191 64H192V62H191ZM194 64V63H193ZM69 65H71V64H69ZM74 65H75V63H74ZM87 65V64H86ZM95 65V64H94ZM109 65V64H108ZM120 65V64H119ZM124 65V64H123ZM133 65V64H132ZM135 65V64H134ZM175 65V64H174ZM184 65V64H183ZM186 65V64H185ZM196 65V64H195ZM218 65V64H217ZM232 65V64H231ZM230 65V66H231ZM126 66V65H125ZM140 66V65H139ZM189 66V65H188ZM71 67V66H70ZM83 67V66H82ZM85 67V66H84ZM105 67V66H104ZM117 67V66H116ZM124 67V66H123ZM128 67H130V66H128ZM127 67V68H128ZM133 68H134V66H132ZM178 67L179 66H177V68L176 69H178ZM181 67V66H180ZM184 67V66H183ZM190 67V66H189ZM245 67V66H244ZM92 68V67H91ZM114 68H115V66H114ZM113 68V69H114ZM119 68H121V65H120V67ZM119 68H117L118 70H119ZM136 68V67H135ZM135 68H134V70H135ZM186 68V67H185ZM182 69V74H181V77H186V75H188V77H191V73H187V69ZM194 68V67H193ZM202 68H203V66H202ZM230 68H232V67H230ZM257 68V67H256ZM107 69L108 68H106V71H107ZM116 69V70H117ZM129 69V68H128ZM139 69V68H138ZM174 69V68H173ZM195 69V68H194ZM217 69V68H216ZM233 69H235L234 67H233ZM52 70V69H51ZM122 70V69H121ZM137 70V69H136ZM140 70V69H139ZM153 70L155 71V69L153 68ZM152 70V71H153ZM164 70V69H163ZM178 70H180V69H178ZM219 70V69H218ZM236 70V69H235ZM240 70V69H239ZM70 71V70H69ZM69 71H67V73H69ZM77 71V70H76ZM88 71H93V70H88ZM110 71H112V70H110ZM115 71V70H114ZM126 71V70H125ZM129 71V70H128ZM150 71V70H149ZM148 71V72H149ZM151 71V72H152ZM170 71L171 70H169L168 71V74H170ZM197 71V70H196ZM222 71V70H221ZM229 71V70H228ZM251 71H252V68H251ZM257 71V70H256ZM258 71H260V70H258ZM94 72V71H93ZM123 72V71H122ZM122 72H121V74H122ZM135 72V71H134ZM133 72V73H134ZM150 72V73H151ZM158 72V71H157ZM219 72H220V70H219ZM230 72H233L232 70L230 71ZM241 72V71H240ZM262 73H264V71H261ZM18 73V74H17ZM66 73V74H67ZM90 73V72H89ZM110 73V72H109ZM118 73V72H117ZM117 73L115 74V75H117ZM161 73V72H160ZM165 73V72H164ZM164 73H162L163 75H164ZM176 73V72H175ZM180 73V72H179ZM196 73V72H195ZM199 73H200V71H199ZM204 73V72H203ZM222 73H223V71H222ZM225 73V72H224ZM234 73H235V71H234ZM230 73V75H229V73H228V75H229V77H228V75H227V73L226 74H223V76L221 75V74H219V73H217V74H215L214 76H213V80H216L221 86L222 85H225L224 86V89H225V87H229V86H231V77L234 75V77L236 78V76H238L237 74H239V73ZM59 74V73H58ZM61 74V73H60ZM66 74H65V76H66ZM105 72H104V70L103 71H100L99 73H98V75L97 76H95V77H92V80H91V82H90V84H89V86H87L89 89L91 88L92 89V86L93 85H98V84H101V82H102V80L103 79H105ZM111 74V73H110ZM110 74H108L109 76H111ZM128 74V73H127ZM126 74V75H127ZM130 74V73H129ZM167 74V73H166ZM202 74V73H201ZM62 75V74H61ZM70 75V74H69ZM112 75H113V73H112ZM124 75V74H123ZM141 75V74H140ZM152 75H153V73H152ZM151 75V76H152ZM262 75V74H261ZM260 75V76H261ZM90 76V75H89ZM165 76V75H164ZM168 77L167 78H170V79H172V78H174V72H173V76L172 75H167ZM178 76H179V74H178ZM205 76V75H204ZM113 77V76H112ZM158 78V77H157ZM160 78V77H159ZM178 78V77H177ZM194 78L196 79V83H197V80H198V77H196L195 75H194ZM233 78V77H232ZM259 78V77H258ZM39 79V80H38ZM107 80L109 79V78H106ZM111 80H112V78H110ZM126 79V78H125ZM192 79H193V77H192ZM239 79V78H238ZM250 80H251V83L252 82H254L251 78H249ZM253 79H255V78H253ZM43 81V83H45V85L46 86H44L45 87V89H41L42 88V84H41V81ZM49 80H51V81H53V84H56V86L58 87V88H54L55 90H57V91H60L61 93L63 92V95H64V92H66L67 93V96L65 95V96H63V97H60V98H58V95L55 93V95L53 96V94L54 93H52L51 95H50V91L48 90L49 88V86L51 85L48 81ZM66 80H69L70 81V83H69V85H67L68 84V82H66ZM110 80V81H111ZM116 80V79H115ZM124 80V79H123ZM136 80V79H135ZM165 80H166V78H165ZM174 80V79H173ZM189 80H191V79H189ZM206 79H204V81H205ZM233 80V79H232ZM248 80V79H247ZM249 80V81H250ZM259 80V79H258ZM63 81V82H62ZM178 81V80H177ZM192 81V80H191ZM193 81H194V79H193ZM202 80L200 79V82H201ZM215 81V82H216ZM237 81V80H236ZM16 82V81H15ZM60 82H62V84L60 83ZM115 81H113V84H115L114 83ZM158 82H159V79H158ZM13 83V82H12ZM36 84V87L35 88H33V89H27L28 91H26V90H22L21 88L24 86V85H26V84ZM119 83V82H118ZM185 83V82H184ZM184 83H182V84H184ZM193 83H195V82H193ZM199 83V82H198ZM245 83H247V82H245ZM66 84V85H65ZM72 84V85H73ZM126 84V83H125ZM134 84V83H133ZM136 84V83H135ZM172 84V83H171ZM170 84V85H171ZM191 84H192V82H191ZM191 84H188V86L189 85H191ZM201 84H203V83H201ZM248 84V83H247ZM253 84H255V83H253ZM175 85V84H174ZM178 85V84H177ZM176 85V86H177ZM237 85V84H236ZM242 85H244V84H242ZM260 85H262V86H260L261 88H263L262 90H264V78L260 81ZM104 86V85H103ZM129 86H131V85H129ZM148 86V85H147ZM180 86V85H179ZM186 86V85H185ZM198 86V85H197ZM205 86H206V84H205ZM220 86V87H221ZM245 86V85H244ZM43 87V88H44ZM52 87V86H51ZM96 87V86H95ZM105 87V86H104ZM104 87H102V89H103V91L104 90H106L107 88H104ZM122 87V86H121ZM156 87V86H155ZM171 87H172V85H171ZM174 87V86H173ZM194 87V86H193ZM223 87V86H222ZM251 87V86H250ZM124 88V87H123ZM123 88L121 89V90H123ZM144 88V87H143ZM189 88V87H188ZM200 88H202V87H200ZM88 89V90H89ZM116 89V88H115ZM130 89H134V88H130ZM170 89V88H169ZM205 89V88H204ZM227 89V88H226ZM229 89H230V87H229ZM24 91V93H21V92H18V91ZM52 90V89H51ZM86 90V89H85ZM119 90V89H118ZM121 90H120V92H121ZM142 90V89H141ZM171 90V89H170ZM202 90V89H201ZM53 91V90H52ZM56 91V92H57ZM92 91V90H91ZM108 91V90H107ZM110 91V90H109ZM146 91H148V90H146ZM150 91V90H149ZM148 91V92H149ZM193 91V90H192ZM195 91V90H194ZM193 91V92H194ZM225 91V90H224ZM224 91H223V93H224ZM234 91V90H233ZM102 92V91H101ZM124 92V91H123ZM133 92H135V91H133ZM147 92V93H148ZM154 92V91H153ZM156 92V91H155ZM196 92V91H195ZM205 92H206V90H205ZM210 92V91H209ZM208 92V93H209ZM243 92H244V90H243ZM65 93V94H66ZM71 93V92H70ZM73 93V92H72ZM130 93V92H129ZM142 93H143V91H142ZM150 93V92H149ZM151 93H152V91H151ZM183 93V92H182ZM197 93V92H196ZM123 94H125V93H123ZM156 94H157V92H156ZM178 94V93H177ZM199 94H200V96L202 95L201 93H200V90H199ZM199 94H198V96H199ZM222 94V93H221ZM230 94V93H229ZM248 94V93H247ZM60 95V94H59ZM98 95V94H97ZM97 95H95V96H97ZM100 95V94H99ZM103 95V94H102ZM107 95V94H106ZM145 95V94H144ZM158 95V94H157ZM179 95H180V93H179ZM204 95V94H203ZM211 95V94H210ZM218 95H219V93H218ZM218 95H215V97L216 96H218ZM224 95V94H223ZM231 95V94H230ZM257 95V94H256ZM263 95V94H262ZM171 96V95H170ZM184 96V95H183ZM192 96V95H191ZM207 96V95H206ZM219 96H221V95H219ZM225 96V95H224ZM227 96V95H226ZM233 96V95H232ZM235 96V95H234ZM185 97V96H184ZM203 97V96H202ZM208 97V96H207ZM211 97V96H210ZM263 97V96H262ZM90 98H91V96H90ZM96 98H98V97H96ZM107 98V97H106ZM166 98V97H165ZM172 98H174V96L172 97ZM172 98H171V100H172ZM209 98V97H208ZM223 98V97H222ZM225 98V97H224ZM102 99H103V96H100V98H99V100H101V102H102ZM107 99H109V98H107ZM150 99V98H149ZM192 99V98H191ZM194 99V98H193ZM200 99V98H199ZM203 99V98H202ZM211 99V98H210ZM219 99V98H218ZM225 99H228V98H225ZM234 99V98H233ZM241 99V98H240ZM120 100H121V102H120ZM205 100V99H204ZM213 99H211V101H212ZM220 100V99H219ZM218 100V101H219ZM97 101V100H96ZM184 101V100H183ZM216 101V100H215ZM214 101V102H215ZM218 101L216 102V103H218ZM235 101H237V100H235ZM261 101H262V99H261ZM106 102H107V100H106ZM123 102H124V100L123 99H117V91H116V94H113V96H112V101H111V104H110V110H104L103 108L102 109H99L100 111H99V113H97V114H99L100 116H98V119H97V122H96V127H97V129H98V127H99V125L100 126H102V127H104L105 128V130H106V132H107V134L111 137V138H113L115 141H116V143H117V146H116V148H115V153L114 154H116V157L119 159V160H121V166H123V167H125L126 168V166L123 164V163H125L126 165H131V168H130V170H134V171H136V169H137V171H139L142 167H141V165L140 164H136L135 163V159L133 158V157H131L130 155H127V154H125V155H127V156H123L124 155V150H123V148H124V145L122 144V141L121 140H123L124 138H125V136H126V139H127V142L129 143V146L130 147H135L134 145H132L133 143L135 144V142L137 141V135H136V133L135 132H133V130H131V128L129 127V130L128 129H125V127L123 126L126 122V124H129V119L130 118H132V117H134L133 115H128L127 116V121L126 120H124V119H120V115H119V112H120V109L122 108V106H123ZM173 102H176V101H172V103ZM201 102V101H200ZM207 102V101H206ZM210 102V101H209ZM221 102V101H220ZM224 102V101H223ZM49 103H52V105H53V107L52 106H50L49 105ZM92 103H94V102H92ZM100 103V102H99ZM129 103V102H128ZM133 103H134V101H133ZM178 102H176V104H177ZM180 103V102H179ZM178 103V104H179ZM186 103V102H185ZM187 103H189V102H187ZM225 103V102H224ZM244 103H245V100H244ZM250 103V102H249ZM248 103V104H249ZM107 104V103H106ZM138 104V103H137ZM162 104V103H161ZM165 104V103H164ZM169 104V103H168ZM189 104H191V103H189ZM195 104V103H194ZM207 104H208V102H207ZM212 104H214V103H212ZM220 104V103H219ZM231 104V103H230ZM239 104V103H238ZM241 104V103H240ZM251 104H252V101H251ZM259 105H261L260 103H258ZM264 104V103H263ZM75 105V106H74ZM91 105V104H90ZM95 105V104H94ZM100 105V104H99ZM180 105H181V103H180ZM179 105V106H180ZM186 105V104H185ZM201 105V104H200ZM205 105V104H204ZM221 105V104H220ZM228 105V104H227ZM246 105V104H245ZM250 105V104H249ZM104 106H105V104H104ZM169 106V105H168ZM171 106V105H170ZM184 106V105H183ZM196 106V105H195ZM213 106V105H212ZM233 106H236L235 104H233ZM263 106V105H262ZM131 107V106H130ZM187 107V106H186ZM188 107H191V106H189L188 105ZM187 107V108H188ZM204 107H206V106H204ZM217 107V106H216ZM237 107V106H236ZM239 107V106H238ZM251 107V106H250ZM76 108V109H75ZM79 108V107H78ZM82 108V107H81ZM109 108V107H108ZM229 108V107H228ZM242 108H245L244 106H242ZM260 108H262V109H264L263 107H261L260 106ZM97 109V108H96ZM166 109V108H165ZM182 110V112L184 111L183 109L184 108H181ZM189 109V108H188ZM196 109V108H195ZM215 109V108H214ZM237 109V108H236ZM246 109V108H245ZM252 110H253V108H251ZM251 109H247V110H251ZM73 110V111H72ZM80 110V109H79ZM83 110V109H82ZM92 110V109H91ZM98 110V109H97ZM200 110V109H199ZM204 110V109H203ZM227 110V109H226ZM239 110H241V109H239ZM251 110V111H252ZM254 110H256L257 111V109H254ZM260 110V109H259ZM85 111V110H84ZM202 111V110H201ZM209 111V110H208ZM212 111V110H211ZM215 111V110H214ZM228 111V110H227ZM261 111V110H260ZM263 111V110H262ZM92 112V111H91ZM174 112H175V109H174ZM187 112V110L186 111H184L183 113H180L179 112V117H178V119L180 120V118H181V120H182V116L184 115V114H188V113H186ZM210 112V111H209ZM231 112V111H230ZM238 112V111H237ZM247 112V111H246ZM89 113H90V111H89ZM95 112H93V114H94ZM166 113V112H165ZM176 113V112H175ZM174 113V114H175ZM196 113V112H195ZM194 113V114H195ZM202 113V112H201ZM224 113H225V111H224ZM260 113V112H259ZM143 114V113H142ZM202 114H204V112L202 113ZM257 114V113H256ZM261 114H263V113H261ZM260 114V115H261ZM42 115V114H41ZM95 115V114H94ZM137 115H138V113H137ZM170 115H173V113L171 114L170 113ZM206 115H208V114H206ZM205 115V116H206ZM234 115V114H233ZM232 115V116H233ZM246 115V114H245ZM91 116V115H90ZM146 116V115H145ZM169 116V115H168ZM193 116H195V115H193ZM197 116V115H196ZM195 116V117H196ZM214 116V115H213ZM247 116V115H246ZM258 116V115H257ZM87 117H89V116H87ZM122 117V116H121ZM174 117V116H173ZM202 117V116H201ZM224 117H226V116H224ZM237 117V116H236ZM262 117V116H261ZM264 117V116H263ZM148 118V117H147ZM189 118V117H188ZM200 118V117H199ZM207 118H210L209 116L207 117ZM258 118V117H257ZM88 119H90V118H88ZM93 119V118H92ZM95 119V118H94ZM93 119V120H94ZM176 119V118H175ZM186 119V118H185ZM180 120V122H182ZM202 120V119H201ZM205 120H206V118H205ZM208 120V119H207ZM258 120H260V118H258ZM45 121V120H44ZM47 121V120H46ZM101 121V122H100ZM162 121V120H161ZM204 121V120H203ZM225 121V120H224ZM22 122V121H21ZM179 122V123H180ZM213 123V122H211L210 120H208V123ZM215 122V121H214ZM240 122V121H239ZM246 122V121H245ZM11 123H13L12 125H11ZM102 123V124H101ZM137 123H139V124H141V122H137ZM259 123V122H258ZM260 123H261V121H260ZM34 124V123H33ZM36 124V123H35ZM174 124V123H173ZM264 124V123H263ZM37 125H38V123H37ZM36 125V126H37ZM130 125V124H129ZM214 125H216V124H213V126ZM259 125V124H258ZM126 126V125H125ZM211 126V125H210ZM247 126V125H246ZM250 126V125H249ZM261 126H263V125H261ZM65 127H66V129H65ZM81 127V126H80ZM89 127H90V125H89ZM181 127V126H180ZM212 127V126H211ZM37 128H39L38 126H37ZM174 128V127H173ZM196 128V127H195ZM225 128V127H224ZM249 128H251V127H249ZM34 129V128H33ZM95 129V128H94ZM100 129V128H99ZM146 129H148V128H146ZM188 129H189V127H188ZM218 129V128H217ZM257 129V128H256ZM263 129V128H262ZM38 130V129H37ZM90 130H92V129H90ZM142 130V129H141ZM183 130V129H182ZM228 130V129H227ZM73 131H75V130H73ZM77 131H79V130H77ZM124 131H125V133H124ZM181 131V130H180ZM213 131V130H212ZM215 131H217V130H215ZM257 131V130H256ZM87 132V131H86ZM96 132V131H95ZM175 132V131H174ZM173 132V133H174ZM183 132V131H182ZM184 132H185V130H184ZM214 132V131H213ZM212 132V133H213ZM223 132V131H222ZM236 132V131H235ZM243 132V131H242ZM26 133V134H25ZM82 133V132H81ZM85 133V132H84ZM124 133V134H123ZM167 133V132H166ZM216 133H218V132H216ZM220 133V132H219ZM232 133H234V131L232 132ZM254 133V132H253ZM263 133V132H262ZM94 134V133H93ZM106 134V135H107ZM175 134V133H174ZM186 135H187V132L185 133ZM125 135V136H124ZM177 135V134H176ZM181 135V134H180ZM212 135V134H211ZM236 135V134H235ZM254 135V134H253ZM263 135V134H262ZM48 136H50V138H53L54 140L51 142V140H49L48 139ZM175 136V135H174ZM179 136V135H178ZM183 136H185V135H183ZM243 136H244V134H243ZM246 136H248V135H246ZM245 136V137H246ZM250 136V135H249ZM264 136V135H263ZM213 137V136H212ZM231 137V136H230ZM230 137H229V135H228V133L227 134H224V136H223V134H222V142H223V144H224V147H229L230 145H231V141H230ZM233 137H234V134H233ZM251 137V136H250ZM255 137V136H254ZM58 138H60L61 140L58 142H56V139H58ZM86 138H94L93 139V141L95 140V142L97 143V145H94V143H93V145H91L90 143H87L86 141ZM168 138V137H167ZM240 138V137H239ZM153 139V138H152ZM181 139H183L182 138V136H181ZM185 139V138H184ZM217 139V138H216ZM237 139V138H236ZM86 140V141H85ZM112 140V139H111ZM159 140V139H158ZM177 140H178V137H177ZM176 140V141H177ZM232 140V139H231ZM255 140V139H254ZM261 140V139H260ZM259 140V141H260ZM263 140H264V138H263ZM101 141V140H100ZM125 141V140H124ZM181 140H179V142H180ZM193 141V140H192ZM217 141V140H216ZM103 142V141H102ZM121 142V143H120ZM126 142V141H125ZM262 142V141H261ZM174 143H175V141H174ZM178 143V142H177ZM264 143V142H263ZM15 145L16 146V148L18 149V151H16V150H14L13 149V147H12V145ZM199 144V143H198ZM222 144V145H223ZM235 144V143H234ZM249 144V143H248ZM252 144V143H251ZM182 145V144H181ZM185 145V144H184ZM189 145H191V144H189ZM219 145V144H218ZM78 146H81V147H84V151H81L80 152V155H78ZM108 146V145H107ZM129 146L127 147V148H129ZM193 146V145H192ZM215 146V145H214ZM221 146V145H220ZM236 146V145H235ZM255 146V145H254ZM260 146H263V145H260ZM259 146V147H260ZM97 147H101L103 150H98V148ZM175 147V146H174ZM196 147V146H195ZM218 147V146H217ZM250 147H251V145H250ZM258 147V148H259ZM21 148H23V150L21 149ZM212 148V147H211ZM234 148V147H233ZM245 148V147H244ZM253 148V147H252ZM199 149V148H198ZM224 149V148H223ZM248 149V148H247ZM256 149V148H255ZM168 150V149H167ZM239 150V149H238ZM28 152V154L26 153V152ZM107 151H108V148H107ZM201 151V150H200ZM199 151V152H200ZM214 151V150H213ZM227 151V150H226ZM245 151H246V149H245ZM248 151V150H247ZM250 151H251V149H250ZM253 151H255V150H253ZM257 151V150H256ZM82 152H84V154H82ZM155 152V151H154ZM216 152H217V150H216ZM259 152V151H258ZM257 152V153H258ZM86 153V154H85ZM170 153V152H169ZM184 153H185V151H184ZM210 153H211V151H210ZM221 153V152H220ZM231 153V152H230ZM235 153H237V152H235ZM234 153V154H235ZM248 153V152H247ZM260 153V152H259ZM258 153V154H259ZM264 152H262V154H263ZM88 154V155H87ZM131 154V153H130ZM147 154V153H146ZM193 154V153H192ZM199 154V153H198ZM209 154V153H208ZM212 154V153H211ZM227 154H229V153H227ZM249 154V153H248ZM257 154V155H258ZM200 155V154H199ZM212 155H214V154H212ZM216 155V154H215ZM236 155V154H235ZM234 155V156H235ZM254 155V154H253ZM252 155V156H253ZM261 155V154H260ZM109 156V155H108ZM211 156V155H210ZM217 156V155H216ZM240 156H241V154H240ZM138 157V156H137ZM194 157V156H193ZM197 157V156H196ZM213 157V156H212ZM221 157V156H220ZM73 158V159H72ZM108 158V157H107ZM199 158H200V156H199ZM210 158V157H209ZM219 158V157H218ZM226 158V157H225ZM55 159V158H54ZM64 159H62L63 161H64ZM182 159V158H181ZM187 159V158H186ZM193 159V158H192ZM197 159V158H196ZM203 159V158H202ZM212 159H214V157L212 158ZM259 159V158H258ZM261 159V158H260ZM53 160V159H52ZM194 160V159H193ZM199 160V159H198ZM216 160V159H215ZM234 160V159H233ZM239 160V159H238ZM59 161V160H58ZM57 161V162H58ZM196 161V163H197V160H195ZM219 161V160H218ZM229 161H231L232 162V160H229ZM236 161V160H235ZM252 161V160H251ZM264 161V160H263ZM262 161V162H263ZM60 162H62V161H60ZM66 162V161H65ZM109 162V161H108ZM112 162V161H111ZM164 162V161H163ZM166 162V161H165ZM189 162V165L191 164V159H189V161H187V163ZM203 162H204V160H203ZM212 162V161H211ZM230 162V163H231ZM253 162V161H252ZM252 162H250L249 164H251ZM38 163H40V165H38ZM202 163V162H201ZM227 163V162H226ZM229 163V162H228ZM241 163H242V161H241ZM248 163V162H247ZM106 164V163H105ZM109 164H111V163H109ZM186 164V163H185ZM193 164H194V162H193ZM198 164V163H197ZM206 165H207V163H205ZM220 164V163H219ZM234 164V163H233ZM256 164V163H255ZM262 164V163H261ZM38 165V166H37ZM186 165H188V164H186ZM252 165V164H251ZM254 165V164H253ZM263 165V164H262ZM30 166H32V170H30L29 171V167ZM164 166V165H163ZM235 166V165H234ZM258 166V165H257ZM34 167V168H33ZM61 167H64V169H60ZM104 167V166H103ZM107 167V166H106ZM174 167V166H173ZM244 167H245V165H244ZM250 167V166H249ZM254 167H256V166H254ZM189 168V167H188ZM217 168H218V166H217ZM221 168V167H220ZM123 169V168H122ZM126 169H128V168H126ZM166 169V168H165ZM195 169V168H194ZM225 169V168H224ZM247 169V168H246ZM250 169V168H249ZM255 169H257V168H255ZM261 169V168H260ZM44 170H46V175L44 176L43 175V171ZM51 170V169H50ZM157 170V169H156ZM159 170V169H158ZM167 170V169H166ZM171 170H173V169H171ZM176 170H177V168H176ZM211 170V169H210ZM218 170V169H217ZM221 170V169H220ZM261 170H263V169H261ZM101 171H103V172H101ZM142 171V170H141ZM146 173H144L145 174V177H144V174L142 175V174H140L139 176L137 175V180H138V182L137 183H142V182H144L143 184H145V186H146V188H151L153 185H155V184H153L154 182H153V180L152 179H150V172L146 169ZM194 171H196V170H194ZM212 171V170H211ZM213 171H214V168H213ZM248 171V170H247ZM251 172H252V170H250ZM45 172V171H44ZM177 172V171H176ZM216 172V171H215ZM256 172V171H255ZM254 172V173H255ZM260 172V171H259ZM50 173V172H49ZM82 173V174H81ZM131 173H133V172H131ZM141 173V172H140ZM169 173V172H168ZM212 173V176H213V174L215 175V173L214 172H211ZM222 173V172H221ZM236 173V172H235ZM238 173V172H237ZM245 173H247V172H245ZM257 173H258V171H257ZM263 173V172H262ZM162 174H163V172H162ZM195 174V173H194ZM253 174V173H252ZM251 174V175H252ZM52 175H53V173H52ZM182 175V174H181ZM217 175H218V173H217ZM237 176H238V174H236ZM246 175V174H245ZM162 176V175H161ZM166 176H168V175H166ZM155 177V176H154ZM159 177V176H158ZM216 177V176H215ZM215 177H212V178H215ZM218 177V176H217ZM257 177V176H256ZM260 177V176H259ZM26 178H27V180H26ZM38 178V179H37ZM57 178V177H56ZM234 178H235V176H234ZM242 178V177H241ZM244 178V177H243ZM251 178V177H250ZM50 179V178H49ZM157 179V178H156ZM161 179V178H160ZM171 179V178H170ZM203 179V178H202ZM221 179H223L222 177H221ZM228 179V178H227ZM230 179V178H229ZM245 179V178H244ZM253 179V178H252ZM251 179V180H252ZM260 179V178H259ZM25 180H26V182H25ZM86 180H85V182H86ZM133 180H135V179H133ZM158 180V179H157ZM182 180V179H181ZM184 180V179H183ZM231 180V179H230ZM236 180H237V178H236ZM243 180V179H242ZM250 180V179H249ZM255 180V179H254ZM50 181V180H49ZM48 181V182H49ZM116 181V180H115ZM168 181V180H167ZM216 181V180H215ZM214 181V182H215ZM223 181H225L224 179H223ZM245 181V180H244ZM247 181V180H246ZM121 182V181H120ZM129 182H130V180H129ZM183 182V181H182ZM220 182V181H219ZM51 183V182H50ZM50 183H48V184H50ZM124 183H126V182H124ZM157 183V182H156ZM186 183V182H185ZM200 183H201V181H200ZM203 183V182H202ZM205 183H207V182H205ZM216 183H217V181H216ZM235 183V182H234ZM241 183H242V181H241ZM256 183V182H255ZM52 184H53V180H52ZM56 184H58V183H56ZM62 184V183H61ZM122 184V183H121ZM130 184V183H129ZM236 184V183H235ZM248 184V186H250V184L249 183H247ZM254 184V183H253ZM258 184V183H257ZM260 184V183H259ZM51 185V184H50ZM124 185V184H123ZM199 185H201V184H199ZM198 185V186H199ZM206 185V184H205ZM218 186H219V184H217ZM221 185H223V184H221ZM52 186V185H51ZM63 186V185H62ZM115 186V185H114ZM129 186V185H128ZM253 186H255V185H253ZM256 186H258V185H256ZM256 186H255V188H256ZM24 187H26V191H27V194H26V197H24V195H25V193H20L19 192V190H20V188H22V189H24ZM65 187V186H64ZM143 187H144V185H143ZM155 187V186H154ZM157 187V186H156ZM200 187V186H199ZM205 187V186H204ZM208 187V186H207ZM220 187V186H219ZM229 187V186H228ZM231 187V186H230ZM229 187V188H230ZM262 187H264V185L262 186ZM112 188H114L113 186L111 187V189ZM153 188V187H152ZM214 188V187H213ZM235 188V187H234ZM257 188H259V186L257 187ZM110 189V190H111ZM127 189V188H126ZM183 189H187V188H183ZM222 189H223V187H222ZM236 189V188H235ZM260 189H261V187H260ZM263 189V188H262ZM44 190H46V191H44ZM109 190V191H110ZM188 190V189H187ZM193 190V189H192ZM208 190V189H207ZM253 190H254V188H253ZM23 191V190H22ZM44 191V192H43ZM59 191V190H58ZM167 191H169V190H167ZM210 191V190H209ZM227 191V190H226ZM229 191V190H228ZM235 191V190H234ZM241 191V190H240ZM262 190H260V192H261ZM57 192V191H56ZM71 192H73L74 193V191H69V193H71ZM188 192V191H187ZM186 192V193H187ZM203 192V191H202ZM206 192V191H205ZM221 192V191H220ZM223 192V191H222ZM221 192V193H222ZM231 192V191H230ZM245 191H243V193H244ZM259 192V191H258ZM45 193H47V195L45 194ZM151 193H153V192H151ZM185 193V194H186ZM212 193V192H211ZM216 193H218V192H216ZM246 193V192H245ZM244 193V194H245ZM76 194V193H75ZM123 194H126V193H123ZM122 194V195H123ZM189 194V197H191V193H188ZM205 194V193H204ZM208 194V193H207ZM247 194V193H246ZM254 194H255V192H254ZM258 194V193H257ZM99 195V194H98ZM119 195V194H118ZM121 195V196H122ZM149 195V194H148ZM201 195V194H200ZM203 195V194H202ZM226 195H227V193H226ZM230 195V194H229ZM235 195V194H234ZM238 195V194H237ZM259 195V194H258ZM264 195V194H263ZM168 196H170V194L168 195ZM188 196V195H187ZM198 196V195H197ZM231 196H233V195H231ZM236 196V195H235ZM249 196H252L251 194L249 195ZM97 197V196H96ZM119 197H120V195H119ZM188 197V198H189ZM225 197V196H224ZM239 197H240V195H239ZM260 197H261V195H260ZM58 198V197H57ZM68 198H69V196H68ZM111 198V197H110ZM174 198V197H173ZM211 198V197H210ZM229 198V197H228ZM94 199V198H93ZM92 199V200H93ZM118 199V198H117ZM135 199V198H134ZM161 199V198H160ZM162 199H163V197H162ZM165 199V198H164ZM195 199V198H194ZM226 199V198H225ZM255 199H257V197L255 198ZM152 200V199H151ZM156 200H158V199H155L154 201H156ZM182 200V199H181ZM189 200V199H188ZM222 200V199H221ZM239 200V199H238ZM244 200V199H243ZM251 200V199H250ZM148 201V200H147ZM164 201V200H163ZM173 201V200H172ZM175 201V200H174ZM189 201H192V200H189ZM196 201V200H195ZM218 201V200H217ZM220 201V200H219ZM237 201V200H236ZM246 201V200H245ZM248 201V200H247ZM261 201V200H260ZM260 201H258V203L260 202ZM180 202V201H179ZM182 202V201H181ZM185 202V201H184ZM199 202V201H198ZM198 202H197V206H199L198 205ZM227 202V201H226ZM238 202V201H237ZM242 202V201H241ZM251 202V201H250ZM250 202H248V204L250 203ZM256 202V201H255ZM149 203V202H148ZM156 203V202H155ZM166 203H169V202H166ZM189 203H191V202H189ZM208 203V202H207ZM252 203V202H251ZM103 204H105V203H103ZM117 204V205H116ZM160 204V203H159ZM164 204V203H163ZM170 204V203H169ZM177 204V203H176ZM182 204V203H181ZM188 204V203H187ZM200 204H201V202H200ZM209 204V203H208ZM241 204V203H240ZM257 204V203H256ZM135 205H137L136 207H135ZM152 205V204H151ZM166 205V204H165ZM172 205V204H171ZM196 205V204H195ZM227 204H225V206H226ZM229 205V204H228ZM260 206L262 205H264V200L259 204ZM153 206V205H152ZM164 206V205H163ZM248 206V205H247ZM257 206H258V204H257ZM169 207V206H168ZM196 207V206H195ZM202 207V205H200V208ZM208 207V206H207ZM214 207V206H213ZM228 207V206H227ZM236 207V206H235ZM242 207V206H241ZM259 207V206H258ZM264 207V206H263ZM55 208V209H54ZM123 208V209H122ZM249 208V207H248ZM254 208H256V206L254 207ZM261 208V207H260ZM182 209V208H181ZM196 209V208H195ZM237 209H238V207H237ZM219 210V209H218ZM223 210V209H222ZM226 210V209H225ZM241 210V209H240ZM245 210V209H244ZM247 210V209H246ZM255 210V209H254ZM119 211V210H118ZM130 211H134V215L133 216H130L129 215V212ZM208 211V210H207ZM221 210H219V212H220ZM170 212V211H169ZM187 212V213H186ZM216 212V211H215ZM238 212H240V211H238ZM246 212V211H245ZM252 212V211H251ZM259 212V211H258ZM261 212H263L262 211V209H261ZM260 212V213H261ZM28 213H33L32 215H28ZM189 213H191V212H189ZM208 213V212H207ZM222 213H223V211H222ZM226 213V212H225ZM229 213H230V211H229ZM235 213V212H234ZM255 213V212H254ZM131 214V213H130ZM158 214H161L160 215V217L158 218V216L157 215ZM186 214H188V216L186 217ZM193 214V213H192ZM195 214H197V210H196V212H195ZM201 214H203L202 212H200V211H198V215H200V217L202 218V216H201ZM214 214V213H213ZM217 214V213H216ZM216 214H215V216H216ZM240 214V213H239ZM241 214H243V213H241ZM251 214V213H250ZM264 214V213H263ZM263 214L261 213L260 215L261 216H263ZM38 215V216H37ZM109 215V216H108ZM166 215L170 218V224L168 225V224H166L165 222L166 221H164V217H166ZM194 215V214H193ZM219 215H220V213H219ZM224 215V214H223ZM229 215H231V214H229ZM238 214H236V216H237ZM255 215V214H254ZM258 215V214H257ZM62 216V213H57V215H56V217H61ZM87 216V215H86ZM196 216V215H195ZM204 216V215H203ZM211 217H214L213 215H210ZM238 216H240V215H238ZM237 216V217H238ZM82 217H84V216H82ZM91 217H89V218H91ZM221 217V216H220ZM246 218H247V216H245ZM251 217H253L254 218V216H250V218ZM96 218V219H97ZM128 218H130L129 219V221H128ZM167 218V217H166ZM196 218V217H195ZM216 218V217H215ZM240 218H241V216H240ZM250 218H249V220H250ZM51 219V218H50ZM64 219V218H63ZM65 219H68V218H66L65 217ZM79 219V218H78ZM78 219H76L77 221H78ZM252 219V218H251ZM107 220V219H106ZM109 220V219H108ZM195 220V219H194ZM198 220V219H197ZM196 220V221H197ZM217 220V219H216ZM257 220H260V219H257ZM262 220V219H261ZM50 221V220H49ZM56 221H58V220H56ZM70 221V220H69ZM168 221V220H167ZM195 221V222H196ZM202 221H203V223H202V225H203V229H202V232L204 231V228H206L205 227V225H206V222L204 223V220L202 219ZM206 221V220H205ZM244 221H246V220H244ZM243 221V222H244ZM252 221V220H251ZM17 222V221H16ZM27 222V221H26ZM74 222H76V221H74ZM74 222H72V223H74ZM79 222V221H78ZM93 222V221H92ZM105 222H108V221H105ZM126 222V223H125ZM253 222V221H252ZM255 222V221H254ZM253 222V223H254ZM260 222V221H259ZM46 223V222H45ZM111 223V222H110ZM249 222L247 221V224H248ZM257 223H258V221H257ZM262 223V222H261ZM261 223H259L260 225H261ZM30 224V223H29ZM47 224H48V222H47ZM104 224V223H103ZM196 224H197V222H196ZM255 224V223H254ZM27 225V224H26ZM76 225V224H75ZM92 225V224H91ZM94 225V224H93ZM177 225H178V227H180V229L182 228V229H185V230H187L188 232H190V237H188L186 234H182L181 233V235L179 234L178 235V232H177V229H179V228H177ZM209 225H211V224H209ZM212 225L213 226H215V229L217 228V229H219V230H221V231H223L226 235L225 236H229L232 240V244H233V242H237V239H239L238 237H236L235 235H233L231 232H230V230L228 231V229L226 230L224 227H223V223L221 224L220 222L218 223V221L217 222H215V224H213L212 223ZM224 225H227V224H224ZM246 225V224H245ZM253 225V224H252ZM256 225H258V224H256ZM256 225H254V226H256ZM263 225H264V223H263ZM87 225H85V227H86ZM122 226V225H121ZM208 226V225H207ZM45 227V226H44ZM100 227H102V226H100ZM237 227V226H236ZM248 227H249V225H248ZM261 227V226H260ZM88 229L87 230H85V231H87V233H88V235H90L91 236V238H92V235L94 236V235H96L97 234V230L95 231V229L97 228V225H96V228L94 227V229H92L93 231H91V229H90V225H88V227H87ZM212 228V227H211ZM233 228V227H232ZM251 228V227H250ZM256 228V227H255ZM259 228V227H258ZM263 228V227H262ZM207 229V228H206ZM210 228L208 227V230H209ZM216 229V231H219V230H217ZM234 229V228H233ZM261 229V228H260ZM54 230V229H53ZM52 230V231H53ZM106 230V229H105ZM255 230V229H254ZM258 230V229H257ZM262 230V229H261ZM182 231V230H181ZM221 231H219V232H221ZM238 231V230H237ZM45 233H48V235H49V233H52L51 231H49L48 232V230L46 231H44ZM57 232H58V229H57ZM84 232V231H83ZM233 232V231H232ZM239 232V231H238ZM237 232V233H238ZM255 232H256V230H255ZM257 232H259V231H257ZM262 232V231H261ZM207 233V232H206ZM213 233V232H212ZM240 233V232H239ZM238 233V234H239ZM248 233V232H247ZM54 234V233H53ZM99 234V233H98ZM217 234V233H216ZM219 234V233H218ZM243 234V233H242ZM258 234V233H257ZM29 235V234H28ZM46 235V234H45ZM47 235V236H48ZM63 235V234H62ZM85 236H86V232H85V234H84ZM208 235V234H207ZM241 235V234H240ZM244 235V234H243ZM246 235V234H245ZM249 235V234H248ZM30 236V235H29ZM57 236V235H56ZM159 236H161L160 238H158ZM211 236V235H210ZM213 236V235H212ZM218 236V235H217ZM225 236H223V237H225ZM242 236V235H241ZM240 236V237H241ZM256 236V235H255ZM40 237H43V235L42 236H40ZM53 237V239H54V237L55 236H52ZM51 237V238H52ZM65 237V236H64ZM88 237V236H87ZM106 237V236H105ZM108 237V236H107ZM165 237V239H163ZM243 237V236H242ZM248 237V236H247ZM38 238V237H37ZM50 238V239H51ZM141 238V239H142ZM166 238H168L170 241H171V247L169 246L170 244H168V245H166ZM218 238V237H217ZM221 238H222V236H221ZM227 238V237H226ZM225 238V239H226ZM234 238V239H233ZM244 238V237H243ZM242 238V239H243ZM246 238V237H245ZM28 239H29V237H28ZM40 239V238H39ZM72 239V238H71ZM81 239V238H80ZM98 239V238H97ZM107 239V238H106ZM125 239V238H124ZM128 239V240H129ZM159 239H162V241H160ZM223 239V238H222ZM48 240H49V238H48ZM68 240V239H67ZM66 240V241H67ZM96 240V239H95ZM185 240V241H184ZM224 240V239H223ZM240 240V239H239ZM258 240V239H257ZM257 240H256V242H257ZM29 241V240H28ZM56 241L57 240H55V243H56ZM70 241V240H69ZM68 241V242H69ZM80 241V240H79ZM83 241V240H82ZM97 241V240H96ZM99 241V240H98ZM135 241H138L137 239L135 240ZM175 241H177V244H180L181 245V247L184 249V251H183V253H182V251H180V250H177L176 249V247L175 246H173V243L175 242ZM196 241V240H195ZM246 241V240H245ZM139 242V241H138ZM239 242V241H238ZM243 242V241H242ZM242 242L240 243V244H242ZM250 242V241H249ZM249 242H247L248 244H249ZM263 242V241H262ZM45 243H46V239H42V240H40V250H39V252L40 253H43V255L44 254H46V253H50V255L52 254V252H53V249H54V247H53V245H55V244H52V246H50L48 249H46V253H44V251H41V248H42V245L44 244V246H45ZM83 243V242H82ZM85 243V242H84ZM98 243V242H97ZM103 243V244H102ZM169 243V242H168ZM239 243H238V245H239ZM246 243V242H245ZM246 243V244H247ZM25 244H29V245H25ZM137 244V243H136ZM83 245V244H82ZM96 245V244H95ZM126 245V244H125ZM236 245V244H235ZM47 246V245H46ZM86 246V245H85ZM98 247H99V250H100V252L101 253H103V255H105L106 253H109L110 252V250H109V243H106V242H100L99 241V243H98V245H97ZM169 246V247H168ZM257 246V245H256ZM259 246V245H258ZM257 246V247H258ZM38 247V246H37ZM36 247V248H37ZM128 247V246H127ZM235 247V246H234ZM233 247V248H234ZM239 247V246H238ZM241 247V246H240ZM240 247H239V249H240ZM243 247H245V246H243ZM252 247V246H251ZM255 247V246H254ZM35 248V249H36ZM47 248V247H46ZM53 248V249H52ZM198 248V247H197ZM228 248V247H227ZM231 248V247H230ZM242 248V247H241ZM256 248V247H255ZM254 248V249H255ZM14 249H12V251L14 250ZM156 249V248H155ZM162 249V248H161ZM201 249V248H200ZM236 249H238V248H236ZM238 249V250H239ZM258 248H256V250H257ZM262 249H264V248H262ZM261 249V250H262ZM38 250V249H37ZM97 250V249H96ZM199 250V248L197 249V251ZM228 250V249H227ZM232 250V249H231ZM256 250H255V252H256ZM64 251V250H63ZM235 252H236V250H234ZM233 251V252H234ZM241 251H242V249H241ZM14 252V251H13ZM136 252V251H135ZM142 252V251H141ZM149 252H150V250H149ZM238 252V251H237ZM260 252V251H259ZM5 253V252H4ZM62 253V252H61ZM258 253V252H257ZM123 254H124V252H123ZM151 254V253H150ZM6 255V254H5ZM16 255V254H15ZM149 255V254H148ZM152 255V254H151ZM236 255V254H235ZM234 254H230V256L231 257H233V256H235ZM263 256H264V253L262 254ZM47 256V255H46ZM138 257L139 255H132L131 257H129V258H123V259H119V258H117V259H119L120 261H116V263L117 264H137V260H136V262L134 261L135 260V258L136 257ZM146 256V255H145ZM175 256H173V258L175 259L176 257ZM17 257H19V256H17ZM114 257V256H113ZM117 257V256H116ZM124 257V256H123ZM135 257V258H134ZM152 257V256H151ZM154 257H155V254H154ZM230 257V258H231ZM238 257V256H237ZM236 257V258H237ZM13 258V257H12ZM20 258V257H19ZM46 258V257H45ZM160 258V257H159ZM229 258V259H230ZM240 258V257H239ZM242 258V257H241ZM59 259H60V261H56V262H51V264H64V260H65V255H64V253L63 254H61V258L59 257ZM115 259V258H114ZM117 259H115V260H117ZM145 259H146V257H145ZM162 259V258H161ZM147 260V259H146ZM152 260V259H151ZM215 260H217V259H215ZM252 260H253V258H252ZM26 261V260H25ZM24 260H20L19 262L17 261V262H12L11 264H29V263H27V262H25ZM211 261V260H210ZM229 261H231V260H229ZM244 261V260H243ZM11 262V261H10ZM23 262V263H22ZM159 262V261H158ZM163 262H165V261H163ZM163 262H161V264L163 263ZM170 262V261H169ZM173 262H175V261H173ZM233 262V261H232ZM240 262H242L241 260H240ZM2 263V262H1ZM0 263V264H1ZM8 263H9V261H8ZM7 263V264H8ZM31 263V262H30ZM39 263V262H38ZM38 263H36V264H38ZM166 263H168V262H166ZM172 263V262H171ZM193 263V262H192ZM205 263V262H204ZM251 263V262H250ZM3 264H6V263H3ZM10 264V263H9ZM89 264V263H88ZM139 264V263H138ZM141 264V263H140ZM143 264V263H142ZM144 264H150V261L149 262H144ZM153 264V263H152ZM225 264V263H224ZM244 264H246V263H244Z\"/></svg>", "mask_w": 264, "mask_h": 264}, {"label": "snow or ice", "instance_id": "snow-or-ice-1", "mask_svg": "<svg viewBox=\"0 0 264 264\" xmlns=\"http://www.w3.org/2000/svg\"><path fill=\"white\" fill-rule=\"evenodd\" d=\"M12 147H13L14 150L18 151V149L16 148V146L14 144L12 145ZM45 194L47 195V193H45Z\"/></svg>", "mask_w": 264, "mask_h": 264}]
</instances>
